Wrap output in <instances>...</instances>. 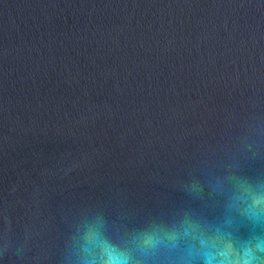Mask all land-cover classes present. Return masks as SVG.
I'll return each instance as SVG.
<instances>
[{"label": "water", "instance_id": "obj_1", "mask_svg": "<svg viewBox=\"0 0 264 264\" xmlns=\"http://www.w3.org/2000/svg\"><path fill=\"white\" fill-rule=\"evenodd\" d=\"M239 181L264 182V0H0V264H73L95 217L122 247L264 236Z\"/></svg>", "mask_w": 264, "mask_h": 264}, {"label": "clouds", "instance_id": "obj_2", "mask_svg": "<svg viewBox=\"0 0 264 264\" xmlns=\"http://www.w3.org/2000/svg\"><path fill=\"white\" fill-rule=\"evenodd\" d=\"M227 207L239 221L264 225V182H237ZM227 223L234 227L233 220ZM129 243L132 247L114 243L106 233L103 218L95 217L84 222L73 237V264H137L133 252L147 261L161 250L175 264H264V236L253 234L234 241L232 231L192 222L163 235L156 230L144 231Z\"/></svg>", "mask_w": 264, "mask_h": 264}]
</instances>
